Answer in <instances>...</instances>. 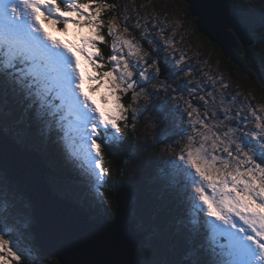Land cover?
<instances>
[{
  "label": "snow or ice",
  "instance_id": "obj_1",
  "mask_svg": "<svg viewBox=\"0 0 264 264\" xmlns=\"http://www.w3.org/2000/svg\"><path fill=\"white\" fill-rule=\"evenodd\" d=\"M187 6L200 15L198 0H187ZM119 7L108 0H0V264H49L53 255L35 244L41 193L27 159L29 147L38 140L59 147L75 177L107 204L101 191L110 187L106 151L110 155L121 147L129 130L136 136V122L149 106L160 135H180L183 143L151 178L147 197L132 206L134 228L130 232L118 215L105 216L99 235V226L52 212L47 226L62 252L55 255L56 264H264V106L233 113L221 101L218 109L211 91L194 105L193 94L204 91L203 82L191 87L192 80L176 82L181 73L190 77L192 69L183 67V53L174 56V33L167 36L160 28L165 50H172L169 63L153 55L159 44L145 49L125 35L127 24L120 30L118 16L127 21L128 15L117 13ZM106 12L113 13L107 21ZM248 23L240 17L225 26L240 36ZM45 24L65 34L70 25L87 27L89 36L73 44L54 37ZM105 27L110 43L101 34ZM259 28L264 30V10ZM148 31L145 27L141 38L147 39ZM97 41L109 43L107 68L96 59L104 60ZM86 83L89 92L105 89L104 110L85 92ZM161 94L162 103H150ZM169 99L175 101L172 107ZM177 114L178 133L162 128ZM155 142L164 140L156 137ZM165 150L173 151L171 146ZM139 253L146 258H128Z\"/></svg>",
  "mask_w": 264,
  "mask_h": 264
},
{
  "label": "rangeland",
  "instance_id": "obj_2",
  "mask_svg": "<svg viewBox=\"0 0 264 264\" xmlns=\"http://www.w3.org/2000/svg\"><path fill=\"white\" fill-rule=\"evenodd\" d=\"M234 1V5L237 6L240 11H245L247 15L255 17V21L259 22L260 11L264 10V0ZM116 4L120 5V7L116 9L117 13H124L126 11L128 15L127 21L124 20L123 15L118 16L120 30L123 31V27L125 26V24H127V27L129 28V33H126L125 35L134 37L135 40H138L141 45L142 39V41L146 42V45L144 44V46L148 47L145 48L143 46L145 49L151 50V48L156 47V44H159L160 51L156 52V54H161L163 56L161 57L160 55H158L160 58L167 57L170 62L173 58V56L170 55V52H172V50H165L164 41L160 38V28H163L164 31H171L170 33H166L167 36H173L174 33V56L179 57L181 53H183L186 57V62L183 66H187L186 68H192V66L190 65L195 66L197 64H201L199 70L196 67V70H192L190 77H194L195 79H191L192 84H190V86L196 84L197 82H200L203 75L208 76L211 79L212 84H214L210 91L215 93V96L217 94L218 97L216 98L218 101V109L221 107V101H223L222 107L230 108L233 113L241 109L244 110V113H247L248 105H253L257 108L264 106V80L262 81L260 77H252L248 72V67H246V71L238 68H235L233 71L226 70V68L219 59L220 54L215 49V47L210 43V41L198 35L195 31V25L189 22L187 18L185 19L182 0H118ZM141 5H143V7H141ZM153 14H155V20H153ZM105 15H107V12L105 13ZM112 15L113 13L104 18L105 21H107L108 18ZM157 22H159V27H154ZM176 23L178 25H176ZM137 24L140 25L139 29L136 27ZM44 27L46 31H49L51 32V34H54L53 36L57 39L73 44H79L81 38L89 36V29L87 27L82 29H74L70 25L69 30L66 34L55 30H50L47 24H45ZM145 27H147L149 30L145 34L147 39L141 38V36L139 35V33L144 31ZM255 31V34L261 37L264 36V30H261L259 28ZM101 34H103L105 36V39H107V27L102 29ZM109 39L111 40L110 37ZM148 39L154 40L155 43L149 45ZM99 44L101 43L97 41V47L101 51ZM255 53L257 60L256 63L258 67L264 69V42ZM124 54L127 55V49L124 50ZM215 57H218L217 60H215ZM98 62L104 63L107 68V61L105 63L103 61L98 60ZM87 70L91 72V68H88ZM190 77L186 78L184 77L183 73H181V75L177 78L176 82H181V79L183 78L186 81ZM256 82H260L263 87ZM84 88L85 92L91 96L93 101L96 102V106L101 108V110H104L105 105L101 102V95L105 93V89L101 87L98 91L89 92L87 83L85 84ZM184 95L187 98L188 92L185 91ZM194 96H196L195 100L198 101L199 95ZM124 99V103L127 104L126 99L129 100L130 95L125 97ZM164 99L165 97L163 96V94H161L159 97L154 98L150 103L159 105L164 101ZM188 99H191V97ZM192 102L194 105H196L194 103V100ZM140 103L141 105H143L145 101L141 99ZM168 104L169 107H172V104L174 105L175 101L169 99ZM147 110H151L153 113V108L151 106H149ZM182 111L183 109L178 110V112ZM142 112L144 113L143 109ZM218 113L223 116L222 111H218ZM157 119L158 118L153 115L152 119H150L151 121H149L147 125H145L140 131L136 133L137 136L135 144H139L140 146L136 148V151H132L131 155L129 156V177L133 178V183L135 186V191H133L134 194L132 196L133 205H135L138 200L142 201L147 197L149 193L151 178L155 175H158L159 172H161V170L164 168L162 162L165 160L172 159V157L175 155V152L178 151L181 147L180 146L177 148V150L173 149L172 152H169L163 148L164 143L157 144L155 142L156 137L161 140L165 138L163 135H160L162 129H157L153 127V122H155ZM186 120L187 116L185 115V121ZM233 124H235V121H233ZM175 126L178 130L181 127V120L179 114L175 115L174 117H171L170 122L162 126V128H166L171 131L175 129L173 128ZM248 126L251 127L252 125L250 124ZM183 127L188 128L189 126L187 125V123H184ZM137 137L139 139H137ZM176 141H179L180 145H182L183 143V141L180 139V135L172 136V138L169 140L170 143ZM164 152L165 156L163 154ZM50 178L53 183V188L58 194H63L65 191H71L78 195L77 185H80L79 182H71L70 179L64 178L63 176H50ZM93 202L96 207L92 208L95 211H99L102 209H106L107 211L112 210L111 206L102 204L98 201L97 198H94ZM182 210V207L176 208L174 209L173 214H179L180 212H182ZM140 255L142 256L141 259L144 260L146 258L144 253H140ZM147 258L151 259L153 257L149 256ZM49 264L54 263L49 262Z\"/></svg>",
  "mask_w": 264,
  "mask_h": 264
},
{
  "label": "water",
  "instance_id": "obj_3",
  "mask_svg": "<svg viewBox=\"0 0 264 264\" xmlns=\"http://www.w3.org/2000/svg\"><path fill=\"white\" fill-rule=\"evenodd\" d=\"M187 2V0H186ZM202 4L197 16L189 11L196 18V26L199 32L204 34L211 42L217 44L222 50L224 56L233 63H240L239 56L235 48L240 43L244 48L253 46L255 39L249 34V25L241 29V35L237 36L236 32L225 25L241 15L237 11H232L229 3L230 0H198ZM150 121V112L145 111L141 120H139L137 132L140 131ZM27 159L34 166V180L37 190L41 193L37 201L38 223L35 228V244L43 253H52L51 257L55 258L57 253H61L60 246L52 239L47 220L50 213L55 212L57 215L67 217L80 224L90 223L99 226L95 231L103 234L102 221H96L90 217L89 212L81 209L78 203L72 202L58 193L54 192L50 185L47 175L52 168L44 160L40 152L29 148L27 150ZM132 184L122 183L116 190L114 216H119L121 220L128 225L131 232L134 223L129 219V207L132 198ZM111 218V217H109ZM137 240L142 239L136 234ZM129 259H136V254H132Z\"/></svg>",
  "mask_w": 264,
  "mask_h": 264
},
{
  "label": "trees",
  "instance_id": "obj_4",
  "mask_svg": "<svg viewBox=\"0 0 264 264\" xmlns=\"http://www.w3.org/2000/svg\"><path fill=\"white\" fill-rule=\"evenodd\" d=\"M109 3L116 4L118 0H108ZM234 0H230L229 6L232 11H237L240 13L241 17L248 20L250 23L249 29H259V22L255 21V17L247 15L245 11H240L237 6L234 5ZM232 5V6H231ZM248 12V11H246ZM112 12H107V15L104 16L106 18L109 16ZM51 28V27H49ZM52 29V28H51ZM256 31L249 30V34L255 39V44L253 46H248L247 48H244L240 43H238V46L235 48L236 54L239 56L240 63H231L235 64V68L247 70L246 67H248V72L252 77H260L262 81L264 80V69L261 67H258L256 63V51L259 49V47L263 44L264 39H261V36L255 34ZM106 41H110L109 37L105 39ZM99 47L101 48L100 55L104 57L103 62L106 63L107 56L109 54V43H101L99 44ZM242 55V56H241ZM99 60V57H97ZM254 60V61H253ZM228 64L229 62L226 61ZM258 75V76H257ZM250 76V77H251ZM259 83L262 87L263 85L260 82ZM173 106V104H172ZM149 111V110H147ZM145 112V111H144ZM143 113V112H142ZM132 123V121H129ZM139 121H137V129H138ZM176 132L178 133L179 130L175 127ZM137 133V131H136ZM137 136V135H136ZM136 136L134 137L132 132L129 130L126 133L125 137V143L119 147V148H113L111 150V154L109 155L106 151L105 160L104 163L106 167L109 168V176H108V184L110 187L103 188L101 191L104 192V197L107 200V206H111L112 210H106L102 209L99 211H95L92 207H96L94 205L93 199L94 191L90 190L86 184L81 182L78 178L75 177V174L72 172L70 165L65 161L63 154L60 151V148L53 145L50 141H36V143L29 148L35 149L38 152L41 153L44 160L47 162V164L52 168V171L47 175V179L50 183V185L53 188V183L51 181L50 176L59 177L63 176L64 178L70 179L71 181L79 182L80 185H77V192L78 195L71 191H65L63 194H59L60 196L78 203L81 207V209L89 212L90 217L96 221L103 220L105 216L107 217H113L114 216V210L116 206L115 202V195L116 190L122 183H131L132 184V190L135 191V186L133 183V178L129 177V156L131 155L132 151H136V148L133 149L132 145L135 144ZM172 138V137H171ZM163 139L164 145L163 148L165 149L167 146H171L172 149L177 150L178 147L182 146L176 142L170 143L169 140L171 139ZM135 140V141H134ZM162 149V148H161ZM118 152V153H117ZM165 156V152L163 153ZM123 159V160H122ZM53 166V167H52ZM54 190V188H53ZM56 192V190H54ZM57 193V192H56ZM134 193H132L133 196ZM78 201V202H77ZM133 206V201L131 198L130 207H129V219L131 221L130 217V210ZM97 214V215H96ZM138 257V259H137ZM142 256L139 254H136L137 260H143L141 259ZM50 263L56 264V260L53 257L49 258Z\"/></svg>",
  "mask_w": 264,
  "mask_h": 264
},
{
  "label": "flooded vegetation",
  "instance_id": "obj_5",
  "mask_svg": "<svg viewBox=\"0 0 264 264\" xmlns=\"http://www.w3.org/2000/svg\"><path fill=\"white\" fill-rule=\"evenodd\" d=\"M182 4H183V7H184V17H185V19L187 18L188 19V21L189 22H191L193 25H195V27H196V32H197V34L198 35H200V36H202L204 39H207L208 41H210L204 34H202L201 32H199V30L197 29V26H196V18L194 17V16H192L191 15V13H190V11H189V7L187 6V2H186V0H182ZM106 16V15H105ZM189 17H191V18H189ZM195 21V22H194ZM176 25H178L177 23H176ZM135 31V30H134ZM136 31H137V29H136ZM135 31V32H136ZM165 33H170L171 31L170 30H165L164 31ZM187 33V32H186ZM111 41V40H110ZM110 41H109V43H110ZM141 43H142V45L144 46V44L146 45V42H144V41H142V39H141ZM210 43L213 45V46H215V49L219 52V59H220V61L222 62V64L224 65V67L226 68V70H228V71H233L234 69H235V64L233 65V63H231V61L230 60H228L225 56H224V54H223V52H222V50L219 48V46L217 45V44H215V43H213V42H211L210 41ZM145 47V46H144ZM145 48H148V47H145ZM108 50H109V54H110V47L108 48ZM108 54V55H109ZM153 55L155 56V57H157V58H160L158 55H160L161 57H163L161 54H156V53H153ZM218 58V57H217ZM217 58L215 57V60H217ZM162 59V58H161ZM228 61L229 62V64L226 62V61ZM169 61V60H168ZM225 61V62H224ZM169 63H170V61H169ZM227 64V65H226ZM200 65L201 64H197V65H190V66H192V70H196L195 69V67L199 70L200 69ZM229 65V66H228ZM231 66V67H230ZM183 67H187V66H183ZM192 79V77H190L188 80H191ZM182 81L184 80V78L183 79H181ZM185 81V80H184ZM201 81L203 82V83H201V85H200V88H202V89H204V91L203 92H199V90H198V92L197 93H194L193 95H205V96H207V92L208 91H210L211 89H212V87H213V85L214 84H212V82H211V79L208 77V76H206V75H203L202 76V79H201ZM185 82H187V80L185 81ZM188 87H191L190 85H188ZM130 95V94H129ZM187 98H190L188 95H187ZM216 98H218L217 97V94H216V96H215V103L217 104L218 103V101H217V99ZM127 101H126V103H128V99H126ZM124 101H125V99H124ZM195 102V104L197 105V106H200L203 102L202 101H196V100H194ZM211 103H212V98H209V106H211ZM217 107H218V105H217ZM149 112H150V119H152V111L151 110H149ZM201 112H203V109H201ZM209 115H211V111L209 112ZM218 115H219V117H223L221 114H219L218 113ZM151 121V120H150ZM227 123V122H226Z\"/></svg>",
  "mask_w": 264,
  "mask_h": 264
},
{
  "label": "bare ground",
  "instance_id": "obj_6",
  "mask_svg": "<svg viewBox=\"0 0 264 264\" xmlns=\"http://www.w3.org/2000/svg\"><path fill=\"white\" fill-rule=\"evenodd\" d=\"M235 3V2H234ZM232 6V5H231ZM189 18H191V17H189ZM137 19V18H136ZM138 20V19H137ZM195 22V21H194ZM139 29V28H138ZM215 47V46H214ZM126 52V51H125ZM242 56V55H241ZM170 59V58H169ZM226 61V60H225ZM254 61V60H253ZM227 65V64H226ZM234 65V64H233ZM229 66V65H228ZM231 67V66H230ZM258 76V75H257ZM153 115V114H152ZM135 141V140H134ZM153 144V143H152ZM118 153V152H117ZM156 156V155H155ZM123 160V159H122ZM53 167V166H52ZM138 168V167H137ZM160 173V172H159ZM72 182V181H71ZM78 202V201H77ZM97 215V214H96ZM137 259H138V257H137Z\"/></svg>",
  "mask_w": 264,
  "mask_h": 264
}]
</instances>
